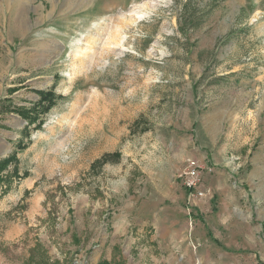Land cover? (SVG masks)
<instances>
[{
    "label": "rangeland",
    "instance_id": "374dc122",
    "mask_svg": "<svg viewBox=\"0 0 264 264\" xmlns=\"http://www.w3.org/2000/svg\"><path fill=\"white\" fill-rule=\"evenodd\" d=\"M12 154L0 264H264V0H0Z\"/></svg>",
    "mask_w": 264,
    "mask_h": 264
},
{
    "label": "built area",
    "instance_id": "2783aa9c",
    "mask_svg": "<svg viewBox=\"0 0 264 264\" xmlns=\"http://www.w3.org/2000/svg\"><path fill=\"white\" fill-rule=\"evenodd\" d=\"M182 180L183 186L190 189L191 193L202 196L203 191L199 189L200 185V174L198 171V165L194 160L190 161L186 169L179 175Z\"/></svg>",
    "mask_w": 264,
    "mask_h": 264
},
{
    "label": "trees",
    "instance_id": "16d2710c",
    "mask_svg": "<svg viewBox=\"0 0 264 264\" xmlns=\"http://www.w3.org/2000/svg\"><path fill=\"white\" fill-rule=\"evenodd\" d=\"M43 100H46V95H44V94H43ZM12 162L16 163V157L14 154L9 155L7 158L1 160V162H0V174L3 171V169H5ZM15 167L16 166L14 165L13 172H16V170H17V168H15ZM0 179H1V177H0Z\"/></svg>",
    "mask_w": 264,
    "mask_h": 264
}]
</instances>
